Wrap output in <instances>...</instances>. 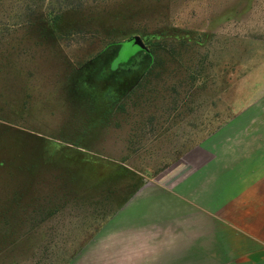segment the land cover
<instances>
[{"label": "rangeland", "instance_id": "374dc122", "mask_svg": "<svg viewBox=\"0 0 264 264\" xmlns=\"http://www.w3.org/2000/svg\"><path fill=\"white\" fill-rule=\"evenodd\" d=\"M262 91L264 0H0V264H145L147 182Z\"/></svg>", "mask_w": 264, "mask_h": 264}, {"label": "crops", "instance_id": "0c3cea01", "mask_svg": "<svg viewBox=\"0 0 264 264\" xmlns=\"http://www.w3.org/2000/svg\"><path fill=\"white\" fill-rule=\"evenodd\" d=\"M241 114L153 174L146 247L132 249V259L264 264V107Z\"/></svg>", "mask_w": 264, "mask_h": 264}, {"label": "water", "instance_id": "95a60500", "mask_svg": "<svg viewBox=\"0 0 264 264\" xmlns=\"http://www.w3.org/2000/svg\"><path fill=\"white\" fill-rule=\"evenodd\" d=\"M119 50L117 57L114 59L112 69H117L120 66L129 65L140 54H152L149 47L143 41L141 36H133L118 43Z\"/></svg>", "mask_w": 264, "mask_h": 264}, {"label": "trees", "instance_id": "16d2710c", "mask_svg": "<svg viewBox=\"0 0 264 264\" xmlns=\"http://www.w3.org/2000/svg\"><path fill=\"white\" fill-rule=\"evenodd\" d=\"M82 5V3H78V5H77V7H79V6H81ZM119 43V42H118ZM118 43H115V46L117 47V51H116V55H115V57H114V59L117 57V54H118V50H119V45H118ZM150 49V48H149ZM151 50V49H150ZM152 53V52H151ZM144 55H146V56H150L151 57V59H152V61H153V54H147V53H143V54H140L138 57H142V56H144ZM137 57V58H138ZM136 58V59H137ZM114 59H113V61H114ZM112 61V62H113ZM133 63V61L129 64V65H127V66H120V67H118L117 69H112V66H111V68L109 69V71L110 72H115L116 70H118V69H124V68H127L128 66H130L131 64Z\"/></svg>", "mask_w": 264, "mask_h": 264}]
</instances>
